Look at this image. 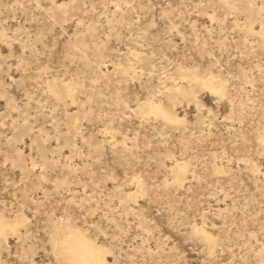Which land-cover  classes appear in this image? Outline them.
Instances as JSON below:
<instances>
[{
    "label": "rangeland",
    "instance_id": "obj_1",
    "mask_svg": "<svg viewBox=\"0 0 264 264\" xmlns=\"http://www.w3.org/2000/svg\"><path fill=\"white\" fill-rule=\"evenodd\" d=\"M262 6L0 0V264H66L68 223L107 264H264ZM178 71L226 94L171 104Z\"/></svg>",
    "mask_w": 264,
    "mask_h": 264
},
{
    "label": "bare ground",
    "instance_id": "obj_2",
    "mask_svg": "<svg viewBox=\"0 0 264 264\" xmlns=\"http://www.w3.org/2000/svg\"><path fill=\"white\" fill-rule=\"evenodd\" d=\"M249 31H252L250 29ZM261 41H264V30L259 32ZM176 71V70H175ZM182 81H186L189 89L173 87L168 95L169 103L175 104L179 100H190L191 89L204 90L211 94H216L223 97L226 94L224 81L216 76L200 77L191 71H178ZM178 77V76H177ZM69 86L65 85L62 88L55 86L51 87V92L58 98L65 95V89ZM169 91V89H167ZM141 112H149L156 117H160L168 123H179L176 117L168 110L159 105L148 102L139 107ZM7 230L15 231L14 222L4 219L0 215V240L5 238ZM52 246L54 256L65 262L66 264H107L105 261V250L96 246L78 230L74 229L69 223L65 225L54 226L52 228Z\"/></svg>",
    "mask_w": 264,
    "mask_h": 264
},
{
    "label": "snow or ice",
    "instance_id": "obj_3",
    "mask_svg": "<svg viewBox=\"0 0 264 264\" xmlns=\"http://www.w3.org/2000/svg\"><path fill=\"white\" fill-rule=\"evenodd\" d=\"M262 7H264V6H262ZM113 264H116V262H113Z\"/></svg>",
    "mask_w": 264,
    "mask_h": 264
}]
</instances>
